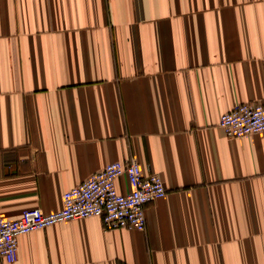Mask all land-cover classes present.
<instances>
[{"label": "crops", "instance_id": "obj_1", "mask_svg": "<svg viewBox=\"0 0 264 264\" xmlns=\"http://www.w3.org/2000/svg\"><path fill=\"white\" fill-rule=\"evenodd\" d=\"M246 102L264 103V0H0V217L59 211L129 157L166 189L144 232L66 221L1 264H264V133L218 127Z\"/></svg>", "mask_w": 264, "mask_h": 264}, {"label": "built area", "instance_id": "obj_2", "mask_svg": "<svg viewBox=\"0 0 264 264\" xmlns=\"http://www.w3.org/2000/svg\"><path fill=\"white\" fill-rule=\"evenodd\" d=\"M218 127L225 137L231 139L264 133V103L235 104L220 116ZM121 178L128 184L129 190L125 193L117 187ZM165 195L166 189L160 177L144 172L136 158L110 163L65 191L59 211L44 213L33 208L25 209L15 220L0 217V264L16 261L22 235L66 221L97 217L104 229L144 232L146 205Z\"/></svg>", "mask_w": 264, "mask_h": 264}]
</instances>
